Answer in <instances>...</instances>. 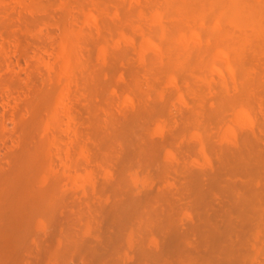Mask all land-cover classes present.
Instances as JSON below:
<instances>
[{
	"label": "rangeland",
	"instance_id": "374dc122",
	"mask_svg": "<svg viewBox=\"0 0 264 264\" xmlns=\"http://www.w3.org/2000/svg\"><path fill=\"white\" fill-rule=\"evenodd\" d=\"M71 1L0 0V262L264 264L263 5L224 23L229 0ZM73 138L94 181L61 168Z\"/></svg>",
	"mask_w": 264,
	"mask_h": 264
},
{
	"label": "bare ground",
	"instance_id": "6f19581e",
	"mask_svg": "<svg viewBox=\"0 0 264 264\" xmlns=\"http://www.w3.org/2000/svg\"><path fill=\"white\" fill-rule=\"evenodd\" d=\"M69 1H71V0H69ZM229 1H230V0H229ZM229 1H227V2H228V3H231V6H230L228 3H227L228 5L225 3V6L227 5L229 10H228V9H225V10H226V11H225L224 9H222V11L220 10V12H219L220 14H223V15H222L223 17H221L220 21H221L222 18H223L224 23H225L226 21H225V18H224V17H227V16H224V15H230V14H234V13L240 18V17L244 16V15H242V14L240 15V13H242V12H243V14H246V13H247V16L250 17V18H249V21H250V20H253V19L255 18V17L253 18L254 15H253V16L251 15L252 12L249 14L248 11H247L248 9L250 10V8H248V7L246 6V3H248V2L245 3L243 0H238V1H237V0H235V1L232 0V1H230V2H229ZM236 1H237V2L241 1V2H243L244 4H240V3L237 4ZM257 1H258V3H259V4H258L259 7L261 8V6L263 5V6H262V8H263V7H264V4L262 3V1L264 2V0H262V1H261V0H260V1L257 0ZM65 2H66V1H65ZM71 2H72V1H71ZM234 2H236V4H235ZM67 3H68V1L66 2V4H67ZM261 4H262V5H261ZM232 5H233V6H232ZM235 5H238V6H235ZM240 5L243 6V7H240L241 9H240V8H235V9H238L239 11L244 10V11H242V12H240V13H238L235 9H234V10H235V12H234L233 8H231V7H234V6H235V7H239ZM67 6H69V5L67 4ZM227 6H226V8H227ZM229 7H230V8H229ZM244 7H245V8H244ZM224 8H225V7H224ZM243 8H244V9H243ZM262 8H261V9H262ZM218 9H219V8H218ZM231 9H232L233 11H232ZM258 9H259V8H258ZM261 9H259L258 11H256V15L258 14V16H259V20H260V18H262V16L264 15V14H262L263 12H262ZM159 11H160V10H159ZM246 11H247V12H246ZM225 12H228V14L225 13ZM229 12H230V14H229ZM233 12H234V13H233ZM244 12H246V13H244ZM159 13H160V12H159ZM237 13H238L240 16H239ZM259 13H260V14H259ZM160 14H162V13H160ZM235 14H234V15H235ZM236 15H235L234 17H237ZM248 17H246V18H248ZM251 17H252L253 19H251ZM239 18H238V21H235V20H234L233 23H231V21H230V25H233L232 27H234V26H236V25L238 24V25H237V27H238V26H239V23H238V22H240V20H242V19H239ZM242 18H243V17H242ZM244 18H245V17H244ZM246 18H245V19H246ZM257 19H258V18H257ZM263 19H264V18H263ZM263 19H262V21L260 20L261 22H260L259 20H257V23L255 22V24H258V26L260 27V26H261L260 24L264 23V22H263V21H264ZM254 20H255V19H254ZM254 20H253V21H254ZM235 22H236V25H235ZM244 22H246V21H244ZM250 22H252V21H250ZM250 22H247L248 25L245 23V24H246V27H249L251 30H255V29L258 28V26L254 24V25H255V29H254V28L252 29V28L250 27V26H251V23H250ZM252 23H253V22H252ZM241 24H242V25H241ZM243 24H244V23L241 22V23H240V27H238V29H239V28L242 29V27L246 28L245 25H243ZM228 25H229V24H228ZM230 25H229V28L231 29ZM263 25H264V24H263ZM256 26H257V28H256ZM216 28H217V27H216ZM261 28H263V26H261ZM200 29H201V28H200ZM200 29H197V30H200ZM225 29H226V27H223V28H222V30H225ZM230 29L227 28V30H230ZM232 29L235 30V29H237V28L234 27V28H232ZM217 30H218V29H217ZM258 30H260V28H258ZM261 31H262V30H261ZM262 32H263V31H262ZM259 33H260L261 35L264 34V33L262 34L261 32H259ZM66 34H67V33H65V35H66ZM63 35H64V34H63ZM65 35H64V36H65ZM68 36H69V35H68ZM72 36H73V35H72ZM263 36H264V35H263ZM69 37H70V36H69ZM260 37L262 38V36H260ZM168 38H169V37H168ZM263 38H264V37H263ZM70 40L72 41V40H74V39H73V38L68 39L69 42H70ZM76 41H77V40H76V38H75V42H74V43L77 44ZM57 43H58V42H57ZM62 43H63V42H62ZM70 43H72V42H70ZM169 43H171V42H169ZM76 44H73V43H72V45H76ZM225 44H226V43H225ZM225 44L223 43V45H222V43H221L222 46H225ZM72 45H71V44H68V43L66 42V43L62 46V48H61V50H62V52H63V54H62L63 56L61 55L60 58H61V59L63 58V59H62V60L60 59V60H61V63H60V61H59L60 64H58V70H56V72H58V75H57V78H56V79H57V80H58V79L60 80V81H59V82H60V83H59V87H60V88L57 89V90H59V92H58V91H57V92L55 91V93H57L58 95H60V94L62 95L63 92H64L65 90L69 89V88H67V87H68L69 83H70V84L72 83V82H70L71 78H74L73 81H76L75 79H77V78L74 76L75 74H74V75H71V72H72V71H71V68H72V67H71V64H70V63L72 62V61H71V59H72V58H71V55H72V54H70V49H69V48H71V47L74 48V46H72ZM77 45H78V44H77ZM226 45H227V44H226ZM57 46L59 47L60 45L57 44ZM76 48H78V47H76ZM221 48H222V47H221ZM57 49H59V48H57ZM165 49H167V48H165ZM223 49H224L226 52L229 51L227 46H225V48L223 47ZM76 51L79 52L78 50H76ZM76 51H75V53H76ZM72 52H73V51H72ZM78 54H79V53H78ZM261 54H262V53H261ZM76 55H77V54H76ZM79 56H80V55H79ZM80 59H81V58H80ZM77 60H78V59H77ZM256 62H257V61H256ZM228 63H229L230 71H232L233 73L236 72V71L238 72V69H240V68H238L239 66L237 67V70H236V71L233 70L234 68L236 69V67H235V64H236V63H235V61H234L233 59L230 58V59L228 60ZM72 65H73V63H72ZM253 67H254V66H253ZM257 67H258V65H257ZM258 68H259V67H258ZM246 69H247V68H246ZM72 70H73V69H72ZM242 70H244V69H242ZM259 70H260V69H259ZM252 71H253V70H252ZM257 71H258V70H257ZM241 72H242V71H241ZM245 72H246V70H244V72H242V74H243V73L245 74ZM248 72H250V71H248ZM259 72H260V71H259ZM238 73H239L238 75H240V72H238ZM246 73H247V72H246ZM260 73H261V72H260ZM236 74H237V73H236ZM71 76H72V77H71ZM73 76H74V77H73ZM76 76H77V75H76ZM234 76H235V74H234ZM240 76H241V75H240ZM242 76H243V75H242ZM235 77H236V76H235ZM252 78H254V77H252ZM238 79H239V78H238ZM71 81H72V80H71ZM259 83H260V82H259ZM227 87H228V86H227ZM65 88H67V89H65ZM70 88H71V87H70ZM229 89H231V88H229ZM63 90H64V91H63ZM242 93H243V92H242ZM242 93H240V94L242 95ZM65 94H66V93H65ZM65 94H63V95L65 96ZM238 94H239V93H238ZM69 95H70V94H69ZM131 95H132V94H131ZM55 97H59V96L56 95ZM62 97H63V96H62ZM62 97H61V98H62ZM242 97H243V96H242ZM64 98H65V97H64ZM57 99H60V98H57ZM66 99H67V98H66ZM48 100H49V99H48ZM67 100H68V99H67ZM241 100H242V99H241ZM261 102H262V101H261ZM67 104H68V103H67ZM65 107H66V106H65ZM66 109H67V110H70V109H68V107H66ZM263 109H264V108H263ZM263 109H262V110H263ZM67 110H66V111H67ZM259 110H260V109H259ZM45 111H46V110H45ZM50 112H51V111H50ZM67 112H68V111H67ZM70 112H71V111H70ZM249 112H250V111H248V114H247L248 116H247V115H246V116H247V117H252V116H249V115H250ZM68 114L71 115V116H70V120H71V122L69 121V124H68V126L66 127V128H67V131L70 132L71 135H76L75 131H78L79 129L77 130L76 128H74V127L76 126V124L74 123V122H75V121H74L75 117H73L72 114H70L69 112H68ZM263 114H264V113H263ZM73 115H74V114H73ZM67 116H68V115H67ZM262 116H263V115H262ZM54 117H55V116H54ZM261 118H262V117H261ZM248 120H249V118H248ZM251 120H252V119H251ZM52 122H53V120H52ZM54 122H55V121H54ZM50 123H51V122H50ZM73 123H74L75 126L73 125ZM159 123H160V122H159ZM257 123H258V122H257ZM53 124H54V123H53ZM165 124H166V123H165ZM196 125H197V124H196ZM256 125H257V124H256ZM55 126H56V125H55ZM164 126H166V125H164ZM254 126H255V124L253 125V128H254ZM52 127H53V126H52ZM52 127H51V128H52ZM56 127H57V126H56ZM158 127H159V126H158ZM162 128L164 129V127H162ZM254 130H255V128H254ZM256 130H257V129H256ZM259 130H260V129H259ZM57 131H58V130H57ZM53 132H54V131H53ZM78 132H79V131H78ZM259 132H260V131H259ZM259 132H258V133H259ZM65 133H66V132H65ZM73 133H74V134H73ZM203 133H204V132H203ZM52 134H53V133H52ZM54 134H55V133H54ZM54 134H53V135H54ZM66 134H67V133H66ZM237 134H238V133H237ZM44 135H45V134H44ZM68 135H69V134H68ZM209 135H210V134H209ZM235 135H236V134H235ZM258 135H259V134H258ZM77 136H78V135H77ZM210 136H211V135H210ZM259 136H260V135H259ZM53 137H54V136H52L51 138H53ZM55 137H56V136H55ZM75 137H76V136H75ZM256 137H257V136H256ZM200 138H201V137H200ZM205 138H206V137H205ZM211 138H212V137H211ZM236 138H237V137H236ZM257 138H258V137H257ZM53 139L55 140V138H53ZM60 139H61V138H60ZM66 139H67V138H66ZM77 139H78V138H77ZM77 139H74V138H73L72 141H70V142H68V143L66 142V145H67L66 147H67V148H65V150L63 151L64 154H63V153L60 154L61 150L57 149L58 147H56V144H55V146H53V147H55V148L58 150V151H57L58 153H56V152H55V153L57 154V155H56L57 158L60 157V159H61V162H60V163L62 164L61 168H63V170L66 171L68 174H70L71 169H77V170L81 171V170H80L81 167H84V166H81L80 162H79V164L77 163V161H78L77 158H79V156H78V157H77V156H74V157H73V155H72V153H71V152H73L72 149H70V148H72L71 145L74 143V140H76V142H77ZM82 139H83V138H82ZM201 139H202V138H201ZM203 140H204V139H203ZM203 140H202V141H203ZM257 140H258V139H257ZM51 141H52V140H51ZM48 142H49V141H48ZM56 142H57V141H56ZM62 142H63V140H62ZM79 142H80V141H79ZM86 142H87V141H86ZM203 142H204V141H203ZM50 143H51V145H52L54 142L52 141V142H50ZM260 143H261V142H260ZM263 143H264V142H263ZM74 144H75V143H74ZM80 144H81V142H80ZM244 144H245V143H244ZM51 145H49V146L51 147ZM53 145H54V144H53ZM57 145H58V144H57ZM61 145H62V144H61ZM78 145H79V144H78ZM242 146H243V145H242ZM77 147H78V146H77ZM84 147H86V146L84 145ZM74 148H75V147H74ZM234 148H235V147H234ZM249 148H250V147H249ZM242 149H243V148H242ZM261 149H262V148H261ZM73 150H74V149H73ZM250 150H251V148H250ZM50 151H51V150H50ZM53 151H54V150H53ZM59 151H60V152H59ZM248 152H249V151H248ZM253 152H254V151H253ZM205 153H206V152H205ZM249 153H250V152H249ZM249 153H248V154H249ZM58 154H59L60 156H59ZM74 154H75V153H74ZM254 154H255V153H254ZM177 155H178V154H177ZM206 155H208V154H206ZM262 155H263V154H262ZM56 156H55V157H56ZM58 156H59V157H58ZM174 156H175V155H174ZM75 157H77V158H75ZM207 157H208V156H207ZM211 157H212V156H211ZM258 157H259V154H258ZM240 158H241V157H240ZM262 158H263V157H262ZM262 158H261V159H262ZM60 159H59V161H60ZM76 159H77V160H76ZM87 159H88V158H87ZM241 159H242V158H241ZM254 159H255V158H254ZM256 159H257V156H256ZM259 159H260V158H259ZM259 159H258V160H259ZM88 160H89V159H88ZM256 161H257V160H256ZM260 161H261V160H260ZM263 161H264V160H263ZM263 161H262V163L264 164ZM90 162H91V161H90ZM84 163H85V162H84ZM240 163H241V162H240ZM258 163H260V162H258ZM225 164H227V162H226ZM78 165H80V166H79L80 168L78 167ZM175 166H176V165H175ZM178 166H179V162H178ZM180 166H181V165H180ZM224 166H227V165H224ZM254 166H255V165H254ZM256 166H257V165H256ZM259 166H260V165H259ZM86 167H87V166H86ZM181 167H182V166H181ZM58 168H59V167H58ZM58 168H57V169H58ZM89 168H90V167L88 166L87 170H85L86 168H84V169H83L84 171H81V172H83V173L87 176V178L91 177V180H90V181H92V179H93V173H92L93 169L90 168V169H91V171H90V170H88ZM52 169H53V168H52ZM52 169H51V172L55 171V169H53V171H52ZM174 169H175V168H174ZM229 169H230V168H229ZM253 169H254V168H253ZM258 169H259V168H258ZM42 170H43V169H42ZM58 170H59V169H58ZM222 170H223V168H222ZM239 170H240V169H239ZM43 171H45V170H43ZM56 171H57V170H56ZM182 171H183V170H182ZM45 172H46V171H45ZM51 172H50V173H51ZM219 173L222 174V171L219 172ZM48 174H49V173H48ZM52 174H53V173H52ZM261 174H262V173H261ZM222 175H223V174H222ZM258 175H259V174H258ZM223 176H224V175H223ZM262 176H263V175H262ZM262 176H261V177H262ZM258 177H259V176H258ZM253 178H254V177H253ZM19 179H20V177H19ZM257 179H258V178H257ZM13 180H15V178H14ZM46 180H47V174L43 175V179H42V181H39V182H40V184H42L41 182H43V184L45 183V186H46V185H48V184H46ZM222 180H223V179H222ZM241 180H242V179H241ZM251 180H253V179H251ZM251 180H249V182H250ZM260 180H261V178H260ZM93 181H94V179H93ZM33 182H34V181H33ZM33 182H32V183H33ZM227 182H228V181H227ZM229 182H230V181H229ZM241 182H242V181H241ZM251 182H252V181H251ZM47 183H48V182H47ZM91 183H92V182H91ZM247 183H248V182H247ZM261 183H262V181L260 182V185H261ZM15 184H16V181H15ZM17 184H18V183H17ZM36 184H37V183H36ZM43 184H42V185H43ZM228 184H229V183H228ZM244 184H245V183H243V185H244ZM262 184H263V183H262ZM144 185H145V184H144ZM231 185H232V184H231ZM235 185H236V184H235ZM245 185H246V184H245ZM245 185H244V187L246 188ZM248 185H249V184H248ZM250 185H251V184H250ZM260 185H259V186H260ZM252 186H253V185H252ZM261 186H262V185H261ZM15 187H16V185H15ZM42 187H43V186H42ZM222 187H223V186H222ZM262 187H263V186H262ZM36 188H37V187H36ZM248 188H249V187H248ZM253 188H254V187H253ZM260 188H261V187H260ZM48 189H49V188H48ZM254 189H255V188H254ZM4 190H5V189H4ZM6 190H7V189H6ZM6 190H5V191H6ZM20 190H21V189H20ZM239 190H240V189H239ZM241 190H242V188H241ZM241 190H240V191H241ZM248 191H249V190H248ZM259 191H260V189H259ZM7 192H8V191H7ZM9 192H11V191L9 190ZM220 192H221V191H220ZM263 192H264V190L261 192V194H263ZM2 193H3V192H2ZM217 193H219V192H217ZM222 193H223V192H222ZM227 193H228V192H227ZM241 193H242V192H241ZM247 193H248V192H247ZM254 193H255V192H254ZM5 194H6V192H5ZM36 194H37V193H36ZM230 194H231V193H230ZM232 194H233V193H232ZM244 194H245V193H244ZM258 194H259V193H258ZM39 195H40V193H39ZM210 195H211V194H210ZM216 195H217V194H216ZM233 195H234V194H233ZM233 195H230V198H232ZM236 195H238V194L236 193ZM247 195H248V194H247ZM249 195H250V194H249ZM6 196H7V195H6ZM40 196H41V197H40ZM40 196L37 195V197H38L37 199H40V203H39V202H38V203H39V204H43V205H41V206H42L41 209L38 208V209L40 210V211H39V215H40V216H42V214L45 215V216H43V219L45 218V221H46L48 217H46V214H44V210L42 209V208L44 207V205H45V202L41 203V201H45L46 199L43 200L44 197H42V195H40ZM220 196H221V195H220ZM231 196H232V197H231ZM241 196H242V195L240 194L239 197H238V196H236V197L241 198ZM250 196H251V195H250ZM2 197H3V196H2ZM212 197H214V196H212ZM216 197H218V195H217ZM251 197H252V196H251ZM50 198H51V197H50ZM52 198H53V197H52ZM89 198H90V197H89ZM208 198H209V197H208ZM260 198H261V197H260ZM219 199H220V198H219ZM244 199H245V198H244ZM261 199H262V198H261ZM34 200H36V198H34ZM34 200H33V201H34ZM236 200H237V199H236ZM254 200H255V198H254ZM263 200H264V199H263ZM263 200H262V201H263ZM90 201H91V200H90ZM241 201H242V200H241ZM2 202H3V201H2ZM2 202H1V203H2ZM5 202H6V201H4L3 204H4ZM15 202H16V201H15ZM230 202H232V201H230ZM90 203H91V202H90ZM232 203H233V202H232ZM238 203H239V202H238ZM258 203L261 204L260 202H258ZM258 203H257V204H258ZM263 203H264V201H263ZM263 203H262V204H263ZM14 204H15L16 207L14 206ZM47 204H48V202L46 203V205H47ZM88 204H89V203H88ZM226 204H227V203H226ZM235 204H237L236 201H235ZM239 204H240V203H239ZM242 204H243V203H242ZM257 204H256V206H257ZM5 205H6V204H5ZM9 205H10V204H9ZM12 205L16 208V209H15V208L13 207L16 211H17V210L20 211V208H19V207H20L21 205L19 206V205H17V203H14V202H13ZM12 205H11V206H12ZM34 205H35V204H34ZM227 205H228V204H227ZM263 205H264V204H263ZM1 206H3V205H1ZM48 206H49V205H48ZM48 206H47V207H48ZM211 206H212V205H211ZM236 206H237V205H236ZM254 206H255V204H254ZM259 207H260V206H259ZM6 208H7V206H6ZM17 208H18V209H17ZM44 208H45V207H44ZM89 209L92 211L91 208H89ZM236 209H237V208H236ZM254 209H255V208H254ZM7 210H8V209H7ZM41 210H42V212H41ZM87 210H88V209H87ZM240 210H241V209H240ZM255 210H256V209H255ZM4 211H5V209H4ZM88 211H89V210H88ZM15 213L17 214V212H15ZM20 213H21V211H20ZM24 213H25V212H24ZM45 213H46V212H45ZM87 213H88V214H87V220H88V223H89V224H92V218L90 217V212H87ZM223 213H224V212H223ZM230 213H231V212H230ZM2 214H3V213H2ZM231 214H232V213H231ZM258 214H259V213H258ZM18 215H21V214H18ZM26 215H27V214H26ZM47 215H48V214H47ZM91 215H92V214H91ZM227 215H228V214H227ZM0 216H1V215H0ZM2 216H3V215H2ZM231 216H232V215H231ZM231 216H230V217H231ZM235 216H236V213H235ZM237 216H239V215H237ZM3 217H4V216H3ZM19 217H21V216H19ZM23 217H24V216H23ZM32 217H33V216H32ZM233 217H234V216H233ZM250 217H251V216H250ZM263 217H264V216H263ZM8 218H10V217L8 216ZM11 218H12V217H11ZM1 219H2V218H1ZM232 219H234V218H232ZM235 219H236V218H235ZM256 219H257V218H256ZM8 220H9V219H7V222H8ZM31 220H32V219H31ZM229 221H231V219H230ZM232 221H233V220H232ZM32 222H33V220H32ZM3 223H4V222H3ZM15 223H16V222H15ZM230 224H231V223H230ZM240 224H241V223H240ZM0 225H2V224H0ZM241 225H242V224H241ZM2 226H3V225H2ZM44 226H46V224H45ZM215 227H216V226H215ZM215 227H214V228H215ZM263 227H264V226H263ZM31 228H32V227H31ZM46 228H48V227L46 226V227H45V230H47ZM220 228H221V226H220ZM234 228H236V227H234ZM255 228H256V227H255ZM215 229H216V228H215ZM259 229H260V227H259ZM259 229H257V230H259ZM257 230H255V232H256L257 234L260 233V236L263 235V234H261V233H263V232H260L261 229L259 230V232H258ZM27 231H28V230H27ZM251 231H252V229H251ZM261 231H264V230H261ZM46 232H47V231H46ZM229 232L232 233L231 231H229ZM230 233H229V234H230ZM233 233H234V232H233ZM235 233H237V232H235ZM26 234H27V233H26ZM47 234H48V233H47ZM207 234H208V233H207ZM18 235H19V234H18ZM131 235H132V234H131ZM242 235H243V234H242ZM254 235H255L256 238L259 239V236H258L259 234H258V235L254 234ZM20 236H21V234H20ZM207 236H208V235H207ZM232 236H233V234H232ZM234 236H235V235H234ZM245 236H246V235H245ZM257 236H258V237H257ZM3 237H4V236H3ZM218 237H219V236H218ZM220 237H222V236H220ZM0 238H1V237H0ZM4 238H5V237H4ZM251 239H252V238H251ZM261 239H263V238H261ZM261 239H260V240H261ZM254 240H255V239H254ZM263 240H264V239H263ZM245 242H246V241H245ZM250 242H251V241H250ZM240 243H241V242H240ZM222 244H223V243H222ZM242 244H243V243H242ZM259 244H260V243H259ZM261 244H262V243H261ZM263 244H264V243H263ZM224 245H225V244H223V246H224ZM238 245L240 246V244H238ZM244 245H245V244H244ZM246 245H247V244H246ZM246 245H245V246H246ZM223 246H222V247H223ZM228 246H229V245H228ZM13 247H14V246H13ZM225 247H226V246H225ZM3 248H4V247H3ZM236 248H237V246H236L234 249H236ZM243 248H244V247H243ZM246 248H247V247H246ZM263 248H264V247H263ZM217 249H218V248H217ZM13 250H14V249H13ZM237 250L240 251L241 249H240V250L237 249ZM244 250H246V249L244 248ZM248 250H250V249H248ZM260 250L263 251L264 249H260ZM4 251H5V250H4ZM234 251H235V250H234ZM228 252H229V251H228ZM230 252H232V251H230ZM246 252H247V250H246ZM263 252H264V251H263ZM220 253H221V252H220ZM233 253H234V252H233ZM237 253H238V252H237ZM247 253H248V252H247ZM245 254H246V253H245ZM248 254H249V253H248ZM263 254H264V253H263ZM246 255H247V254H246ZM250 255H251V254H250ZM36 256L38 257V255H36ZM237 256H238V255H237ZM237 256H235V257H237ZM217 257H218V256H217ZM219 257H220V255H219ZM235 257L233 256V257H230V258H231V259H232V258L235 259ZM242 257H243V256H242ZM257 257H258V256H257ZM16 258H17V257H16ZM220 258H221V257H220ZM230 258H229V259H230ZM237 258H238V257H237ZM239 258L241 259V256H240ZM19 259H20V258H19ZM231 259H230V261L233 260V259H232V260H231ZM23 260H24V259H23ZM215 260H217V259H215ZM5 261H6V260H3L2 263L4 264ZM18 261H19V260H18ZM21 261H22V260H21ZM224 261H225V260H224ZM234 261H235V260H234ZM213 262H214V261H213ZM261 262H262V261H261ZM0 263H1V262H0ZM2 263H1V264H2ZM10 263H11V262H10ZM209 264H211V263H209ZM233 264H234V263H233Z\"/></svg>",
	"mask_w": 264,
	"mask_h": 264
}]
</instances>
